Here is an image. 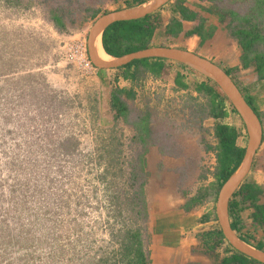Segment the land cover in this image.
<instances>
[{"label":"rangeland","instance_id":"rangeland-1","mask_svg":"<svg viewBox=\"0 0 264 264\" xmlns=\"http://www.w3.org/2000/svg\"><path fill=\"white\" fill-rule=\"evenodd\" d=\"M175 3H167L164 12ZM198 4L220 27L211 28L217 38L211 40V59L220 57L221 62L230 47L241 52L227 28L230 17L221 21L216 11L233 6L246 14L248 3L218 1V9L211 1ZM124 5L113 0H0V264H126L122 248L128 231L139 232L149 260L147 157H155L156 150L184 155L192 145L188 137L211 142L207 131L191 134L204 120L200 108H205L206 97L193 93L195 84L210 80L204 74L183 75L190 86L182 90L168 74H146L132 83L122 78L121 70L99 69L90 62L92 23ZM150 16L162 25L160 17ZM259 29L264 33V17ZM230 76L259 112L263 136L253 169L258 174L264 168V79L258 80L253 66L244 69L241 63ZM116 86L135 92L131 99L121 95L127 104L125 120L114 119L110 107ZM226 104L233 117L228 122H236L245 148V125L231 112L228 99ZM143 117L151 145L132 124ZM191 169L196 171L195 163ZM192 177L188 192H180L185 203L198 187L197 176Z\"/></svg>","mask_w":264,"mask_h":264},{"label":"trees","instance_id":"trees-1","mask_svg":"<svg viewBox=\"0 0 264 264\" xmlns=\"http://www.w3.org/2000/svg\"><path fill=\"white\" fill-rule=\"evenodd\" d=\"M198 1H211L216 7V3H218V1H226L227 3L238 2V4L242 2L248 3V6H246V14H240L238 11L233 9V6L228 8L220 6L219 11H216V14L221 19V21H223L227 16L230 17V22L228 23L227 28H229L231 36L237 41L238 47L241 51V67L246 69L250 66H253V70L257 74L258 80H263L264 33L259 29V23L264 17V0ZM142 3L143 0H136L134 4L140 5ZM174 11L180 15V19L173 17L167 25L166 34L171 37H177V35L182 31L181 19L195 20L197 18V13L190 10L188 6L184 5L183 0H176ZM150 15L136 20L117 21L105 28L101 34V43L104 51L112 57H119L130 52L150 47V41L157 27L155 22L150 20ZM97 16L98 11H94L93 14H91V18L95 19ZM55 20L60 21L57 17H55ZM233 22L237 23L231 27V23ZM203 23L204 19L199 18V24L194 29L186 31L185 35L199 36L202 42L208 37L212 36V27H205ZM165 61V59L161 58L140 59L117 69L122 71V78L124 80L137 83L143 79L146 74L154 76L167 75V66ZM224 70L228 75L231 74L230 69ZM208 81L199 82L194 86V91L198 95H203L206 97L205 108H200L199 106L200 112L202 111L201 117L203 119L224 118L227 116V99L220 92L214 82V85H210ZM174 85L176 89H189L188 83L183 80L182 73L176 74L174 78ZM122 94L125 95L126 99H131L135 96L133 89H126L116 86L111 90L110 107L114 111V119H126L127 104L124 100H122ZM244 97L248 104L253 108L255 113L259 116V112L253 100L245 95ZM231 110L237 113L233 107ZM147 122V117H143L139 120V122H134L132 124L135 126L138 132V137L143 142H145L146 145L149 143V145H151V139L145 135L149 132ZM237 136V130L230 125L223 123H217L214 125V137L216 139V145L214 146L216 167L213 171V176L216 181V185L214 186L215 198L217 197L223 183L237 169L243 158L245 148H241L236 145ZM261 193L262 189L255 186L252 187L248 184H241L238 187L230 199L228 206V213L232 218L231 227L233 230H237V225L233 219L236 217L237 212L240 209V203L244 204L248 200L255 201ZM210 196H212L211 187L200 188L194 196L187 200V202L184 204V209H188L193 205L206 201ZM235 197H240V200H235ZM256 210L260 211L261 207H257ZM257 216L264 220L263 212L260 211L256 217ZM127 234L128 238L124 240L122 248V256L126 261V264H148L149 260L147 258V254L143 250L141 241L137 238L139 232L128 231ZM199 238L202 240L205 252L212 260V264H248L256 262V260L233 249L226 242L220 229L204 232L199 235ZM188 264L200 263L192 262Z\"/></svg>","mask_w":264,"mask_h":264},{"label":"crops","instance_id":"crops-1","mask_svg":"<svg viewBox=\"0 0 264 264\" xmlns=\"http://www.w3.org/2000/svg\"><path fill=\"white\" fill-rule=\"evenodd\" d=\"M120 1L125 2L126 5H124V8L136 6L134 4L136 0H113V2ZM149 1L150 0H143V3ZM183 1L184 5L197 13V18L195 20L181 19L182 31L177 37H171L166 34L167 25L173 17L180 19V15L175 13L174 6L167 15L164 12L167 4L164 5L159 10L152 13L155 17L161 18L162 25L160 23V26L158 25L156 27L150 41V46H170L166 43L167 41H176L177 44L172 45V47L174 46L195 52L219 66H221L220 63L223 62L227 69L232 70L240 65L241 52L237 53V51L233 50L231 47L228 52L225 51L226 54L224 55V60L221 62L220 57L218 59L219 61L211 59L212 55L215 53H211L210 44L215 35L208 37L203 42L199 36L185 35L186 31L194 29L199 24V18L204 19L203 25L205 27H217L218 29H220V27H218L215 22L208 19L209 14L201 9L198 0H196V2L194 0ZM216 39L217 38H214L213 42ZM173 63L176 62L169 60L165 61L167 74L168 77H172V83H174L176 74L182 73L181 66L179 67ZM225 67L221 68L224 69ZM188 86L190 85L188 84ZM193 93L194 95L196 94L195 91ZM227 107L226 117L218 119L206 118L199 122L198 129H193L191 131V134L204 133L206 131L209 132L211 142L202 141L200 139L201 136L198 137V135L197 137L194 136V138L188 137V141H190L189 143H192V145L189 146L190 149H187L184 152V155L181 154L175 156L172 154L160 153L156 150L155 157L154 155L147 157L146 160L151 163V167L149 168L151 174L148 181V189L146 188L150 219L148 264H188L192 262L212 264V260L206 254L204 244L199 238V235L207 231L219 229L218 224L215 223V221H217L215 211L217 197L215 198L214 186L216 185V181L213 176V171L216 167L214 150L216 139L214 137V125L217 123H223L234 127L238 134L236 145L244 148V145L239 144V140L242 138V133L236 127V122H234V124L228 122L233 117L229 115ZM231 112L233 111L231 110ZM207 120H212L213 124L211 126H207L208 124L204 126V121ZM189 143L187 145H189ZM152 153L153 151L148 155H151ZM193 163L197 166L196 171L191 169ZM205 163L208 164L206 165L208 169L205 168ZM257 172L259 173L256 174L255 171L251 169L241 184L247 185L250 183L252 184V187L255 186L262 189V193L259 194L255 201L248 200L244 204L240 203V209L233 220H235L237 225V230H234L236 234L249 244L264 251V220L258 216L256 217L260 211L264 213V177L260 175V173H262L261 170L258 169ZM193 175L197 176L196 180L198 181L196 182V185H198V187L194 188L195 192L187 194V196H194L198 189L203 187H211L212 196L206 201L193 205L188 209H184L186 197L182 196L180 192L181 190L185 191V193L188 192L186 187L191 185L193 180H195L192 177ZM180 184H183L181 189ZM235 200H240V197H235ZM257 207H261V210H256ZM228 219L231 223L232 218L229 213ZM248 264L263 263L256 261Z\"/></svg>","mask_w":264,"mask_h":264},{"label":"water","instance_id":"water-1","mask_svg":"<svg viewBox=\"0 0 264 264\" xmlns=\"http://www.w3.org/2000/svg\"><path fill=\"white\" fill-rule=\"evenodd\" d=\"M170 1L150 0L138 6L118 9L98 16L92 23L87 37V51L90 62L99 69H117L135 60L161 58L174 61L202 73L216 84L220 92L228 99L231 106L241 117L248 135V143L239 166L223 183L218 192L215 211L219 229L233 249L264 264V251L238 236L228 221L229 201L250 171L254 156L262 143L260 118L248 104L231 76L211 60L195 52L171 46H150L119 57H113L111 60H103L97 55L96 37L98 34H102L109 25L117 21L144 18Z\"/></svg>","mask_w":264,"mask_h":264},{"label":"bare ground","instance_id":"bare-ground-1","mask_svg":"<svg viewBox=\"0 0 264 264\" xmlns=\"http://www.w3.org/2000/svg\"><path fill=\"white\" fill-rule=\"evenodd\" d=\"M95 47H96V51H97V55L103 59V60H111L113 59L112 56L108 55L103 47H102V43H101V34H98L95 40Z\"/></svg>","mask_w":264,"mask_h":264},{"label":"built area","instance_id":"built-area-1","mask_svg":"<svg viewBox=\"0 0 264 264\" xmlns=\"http://www.w3.org/2000/svg\"><path fill=\"white\" fill-rule=\"evenodd\" d=\"M184 71H182V74L186 77L192 76L194 73H196L193 69L189 67H184ZM216 224H218L217 221H215ZM227 242V241H226ZM228 243V242H227Z\"/></svg>","mask_w":264,"mask_h":264},{"label":"flooded vegetation","instance_id":"flooded-vegetation-1","mask_svg":"<svg viewBox=\"0 0 264 264\" xmlns=\"http://www.w3.org/2000/svg\"><path fill=\"white\" fill-rule=\"evenodd\" d=\"M255 161H256V160L253 159L252 166H251V169H252V170H253V169L255 168V166H256V162H255ZM251 169H250V170H251ZM257 170H258V169H257ZM259 170H261L262 172H264V168H262V167H261V169H259ZM248 185H251V186H252V184H250V183H249Z\"/></svg>","mask_w":264,"mask_h":264},{"label":"clouds","instance_id":"clouds-1","mask_svg":"<svg viewBox=\"0 0 264 264\" xmlns=\"http://www.w3.org/2000/svg\"><path fill=\"white\" fill-rule=\"evenodd\" d=\"M136 6H138V5H136ZM179 64V63H178ZM182 65V64H181ZM183 67H186V66H184V65H182ZM196 72V71H195ZM232 78V77H231ZM231 105V104H230ZM219 226V225H218ZM219 228V227H218ZM229 244V243H228Z\"/></svg>","mask_w":264,"mask_h":264}]
</instances>
